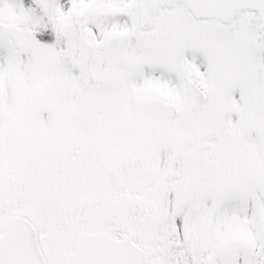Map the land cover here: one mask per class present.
Wrapping results in <instances>:
<instances>
[{
  "label": "snow or ice",
  "instance_id": "obj_1",
  "mask_svg": "<svg viewBox=\"0 0 264 264\" xmlns=\"http://www.w3.org/2000/svg\"><path fill=\"white\" fill-rule=\"evenodd\" d=\"M0 264H264V0H0Z\"/></svg>",
  "mask_w": 264,
  "mask_h": 264
}]
</instances>
